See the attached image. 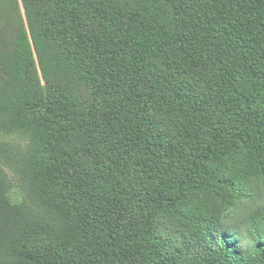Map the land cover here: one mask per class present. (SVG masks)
<instances>
[{
    "label": "trees",
    "instance_id": "trees-1",
    "mask_svg": "<svg viewBox=\"0 0 264 264\" xmlns=\"http://www.w3.org/2000/svg\"><path fill=\"white\" fill-rule=\"evenodd\" d=\"M0 264H264V0H0Z\"/></svg>",
    "mask_w": 264,
    "mask_h": 264
},
{
    "label": "rangeland",
    "instance_id": "rangeland-1",
    "mask_svg": "<svg viewBox=\"0 0 264 264\" xmlns=\"http://www.w3.org/2000/svg\"><path fill=\"white\" fill-rule=\"evenodd\" d=\"M28 145V134L6 125L0 117V169L6 174L10 196L15 200H29L31 195L17 166V159Z\"/></svg>",
    "mask_w": 264,
    "mask_h": 264
}]
</instances>
